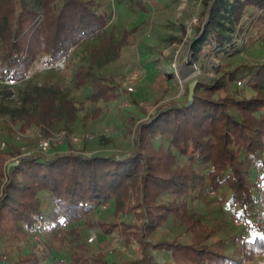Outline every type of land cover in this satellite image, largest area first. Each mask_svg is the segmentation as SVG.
Segmentation results:
<instances>
[{
	"label": "trees",
	"instance_id": "16d2710c",
	"mask_svg": "<svg viewBox=\"0 0 264 264\" xmlns=\"http://www.w3.org/2000/svg\"><path fill=\"white\" fill-rule=\"evenodd\" d=\"M199 2V23L189 46L192 60L219 57L235 47L239 37L247 41L264 37V0ZM250 9L247 26L243 21ZM110 18L108 8L96 0H0V80L22 81L42 56L48 65L59 62L79 43L102 35ZM94 79L88 70L75 76L78 87ZM240 79L244 86L237 84ZM219 90H226V95L219 96ZM105 93L96 84L91 96ZM47 100L41 99L40 110L27 113L31 124L47 121L51 107ZM139 124L125 158L39 153L7 163V157L20 151L11 143L7 150L0 149V240L29 239L41 229H63L73 223L76 229L83 222L104 234L113 225V230L121 227L125 242L136 241L141 248L135 260L110 261L98 254L92 264H162L153 254L156 249L171 252L175 264H252L254 255L264 253V225L251 232L242 229L253 237L235 238L231 253L223 242L202 245L210 234L202 237L194 230L206 223L185 217L188 195L201 200L207 193L220 194L232 214L252 215L260 197L255 177L258 173L264 177V62L223 71L212 85L199 82L193 92L189 89L186 101L162 107ZM179 157L188 163L175 168ZM167 193L172 199L161 201ZM108 207L121 224L99 219ZM132 212L140 224L128 221ZM172 217L188 222L193 240L175 237L153 243L148 237ZM86 253L84 248L79 255L72 253L71 264H90ZM40 257L31 251L20 259L23 264H39Z\"/></svg>",
	"mask_w": 264,
	"mask_h": 264
},
{
	"label": "rangeland",
	"instance_id": "374dc122",
	"mask_svg": "<svg viewBox=\"0 0 264 264\" xmlns=\"http://www.w3.org/2000/svg\"><path fill=\"white\" fill-rule=\"evenodd\" d=\"M96 1L103 2L111 13L102 35L79 43L70 55L53 65L39 57L20 82L0 80V149L7 150L11 143L20 151L19 155L7 157V163L22 155L39 153L114 154L125 158L132 151L137 125L149 121L162 107L186 101L192 83H196L195 90L199 82L215 83L223 71L241 64L264 62V37L248 41L239 37L235 47L226 49L219 57L192 60L189 46L195 34L193 27L199 23V0ZM252 13L250 9L243 24H250ZM79 70L91 71L95 79L78 87L75 76ZM240 80L242 83L237 84L244 86L245 81ZM96 84L106 93L91 96ZM130 86L133 91L128 90ZM218 93L225 96L226 90ZM41 99H48L46 103L51 106L47 121L31 124L27 113L40 110ZM77 136L81 138L79 142L74 140ZM43 139L50 140V149L40 152ZM187 163L185 157H179L174 167ZM191 197L188 195L189 215L185 218L191 221L199 217L206 223L194 230L201 236L210 234L202 245L214 247L219 242L226 243V249L232 253L236 249L235 238L253 237L232 224V213L221 203L220 194L207 193L201 200ZM171 199L172 194L167 193L160 200ZM99 217L106 222L122 221L120 217L116 219L111 207L100 212ZM130 220L140 224L134 212L128 216ZM75 224L63 229H41L29 239L5 236L0 246L7 258L0 264H23L21 256L31 251L41 256L39 264H71L70 255H79L81 248L86 250L90 264L98 254L110 261L135 260L141 256L138 242H125L121 227L113 230V225L104 234L99 228L85 227L83 222L75 229ZM94 235L95 240L90 242ZM175 237L187 243L193 240L188 222L178 217L159 226L148 238L158 243ZM153 254L162 264L168 263L167 258L170 264H175L169 251L156 249ZM263 254L254 255L252 264L262 262Z\"/></svg>",
	"mask_w": 264,
	"mask_h": 264
},
{
	"label": "built area",
	"instance_id": "2783aa9c",
	"mask_svg": "<svg viewBox=\"0 0 264 264\" xmlns=\"http://www.w3.org/2000/svg\"><path fill=\"white\" fill-rule=\"evenodd\" d=\"M240 83V82H239ZM129 91H133L134 88L130 86L128 88ZM87 138H91V136H86ZM80 137H75V141H80ZM40 152L47 151L50 149V140L49 139H43L41 140L40 144ZM255 187L260 192V197L258 199V203L256 204L252 215L249 218L241 217L238 215V213H233L231 215V220L234 223V225L240 227L241 229L245 230L246 232H251L253 230H259L264 225V177L262 174H257L255 177ZM95 240V235L91 236L89 238L90 242H93ZM6 255L2 252L1 246H0V260L5 261Z\"/></svg>",
	"mask_w": 264,
	"mask_h": 264
},
{
	"label": "crops",
	"instance_id": "0c3cea01",
	"mask_svg": "<svg viewBox=\"0 0 264 264\" xmlns=\"http://www.w3.org/2000/svg\"><path fill=\"white\" fill-rule=\"evenodd\" d=\"M95 218L97 219L98 218V215L97 216H95ZM99 219H100V217H99ZM77 225V223L74 225V227ZM84 225V224H83ZM85 227H87V228H89V229H93L92 227H89V226H85ZM61 258H63V255H61ZM261 259H262V262H260L259 264H264V254L260 257ZM167 261H168V263L170 262V259L169 258H167Z\"/></svg>",
	"mask_w": 264,
	"mask_h": 264
},
{
	"label": "water",
	"instance_id": "95a60500",
	"mask_svg": "<svg viewBox=\"0 0 264 264\" xmlns=\"http://www.w3.org/2000/svg\"><path fill=\"white\" fill-rule=\"evenodd\" d=\"M195 85H196V83H195V82H194V83H192V84L190 85V91H191V92H193Z\"/></svg>",
	"mask_w": 264,
	"mask_h": 264
}]
</instances>
